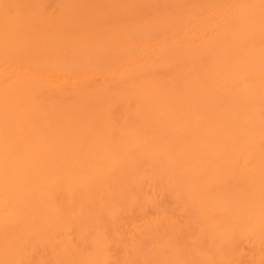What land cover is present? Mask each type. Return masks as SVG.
Masks as SVG:
<instances>
[{"label":"bare ground","instance_id":"1","mask_svg":"<svg viewBox=\"0 0 264 264\" xmlns=\"http://www.w3.org/2000/svg\"><path fill=\"white\" fill-rule=\"evenodd\" d=\"M0 264H264V0H0Z\"/></svg>","mask_w":264,"mask_h":264}]
</instances>
